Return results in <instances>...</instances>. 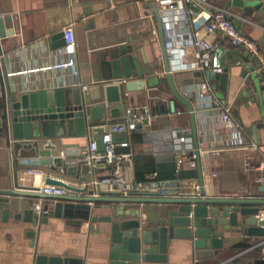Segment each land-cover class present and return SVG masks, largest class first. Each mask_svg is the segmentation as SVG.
I'll return each mask as SVG.
<instances>
[{
	"label": "crops",
	"instance_id": "0c3cea01",
	"mask_svg": "<svg viewBox=\"0 0 264 264\" xmlns=\"http://www.w3.org/2000/svg\"><path fill=\"white\" fill-rule=\"evenodd\" d=\"M262 2L264 5V0ZM153 3V0H0V14L11 16L13 28L12 34L0 39V59L4 60L7 71L44 66L65 57L63 45L53 47L50 39V36L63 29V26L73 27L76 45L73 66L26 71L13 75L6 73L9 83L13 88L23 91L33 88L61 87L78 82L93 83L103 72L99 60L106 49L118 47L120 43H123L132 47L143 68H150L156 76L150 79V85L146 89L130 94L131 103L128 106L138 107L146 104L154 114L152 121L143 122L139 126L142 137L151 128L176 129L189 126L191 129L188 108L181 102L175 101L167 81L161 79V75L158 74L163 69V61L158 58V55H161L162 43L154 15L156 5ZM221 3L225 4V1ZM86 8L89 10L85 11ZM230 9L234 13L233 21L237 26L245 34L257 40L264 51V11L252 10L247 13L235 6H231ZM200 20L201 17L198 16L194 19V23ZM153 30H155L154 33ZM230 47L236 46L229 45L222 39L218 40L213 48L214 56L219 60L221 52L225 49L229 50ZM192 58L193 50L185 48L183 60L189 64ZM224 60L226 64L222 65L226 66L228 71L226 83L222 87L219 80L209 79L206 73L196 75L193 73L194 70L190 69L175 73L173 78L181 92L185 89L191 90V93L186 96L191 98L197 117L200 164L206 193L234 195L249 193V191L259 192L256 187L259 184L264 186V178H257L260 169L255 168V163L264 161V127L258 125L260 115L257 109L262 99L259 95L255 96L256 100L251 95V97L248 96L246 89L248 78H245V74L252 71L255 76L263 80L264 74L258 71L256 59L251 55H248L246 60L237 59L230 51ZM200 81L209 83L212 91L199 95L194 88ZM213 96L229 105L231 115L238 122L235 130L232 131L224 126L216 115L215 108L211 105ZM171 98L179 109L177 113L169 112L168 102ZM112 105L104 107V116L110 120L119 121L124 109L120 110V114L113 116L110 115ZM120 107H122L121 103ZM242 118L244 124L241 123ZM100 122V120L92 122L88 129L73 135L51 138L52 143L56 145L55 149H44L41 145L34 158L28 156L31 152L29 145L23 146V142L13 137L9 129L0 127V187L8 188L9 174L12 171L17 175L21 174L28 169L24 165L34 164L40 168L47 166L41 162V159L46 156L62 154L64 164H78L89 140L98 135L93 125ZM143 142L144 140L142 141L143 153L140 155L132 153L131 142L130 161H123L120 165L113 166L114 168L107 165L95 167L94 171L98 175L108 174L114 169L113 181L104 192L122 195L125 194L124 190H127L129 194L134 185L137 187L143 181L136 179L135 170L146 161L154 159L157 162H175L174 150L159 151L156 156L144 149ZM84 166L86 168V165ZM180 167L193 170L187 160L182 161ZM196 171L195 165V175L181 177L187 179L182 182L186 191L193 192L195 185L198 184ZM213 172H216L214 176ZM144 174L146 178L147 172ZM65 176H67L66 180L72 184L81 185L76 175L65 171ZM29 177L28 182L38 186L48 183L44 181L43 172ZM259 193L264 196V191ZM33 199V197L25 196L12 198L8 220L12 224L8 226L0 224V264L4 252L25 251L30 241L44 248L53 246L58 251L80 254L87 264H105L112 218L123 219V217L131 218L140 215L141 220H154L166 209V205L162 203L102 201L92 209V213H95L97 218L83 220L80 227L76 228L67 224L63 229H41L30 220L34 215L31 212ZM260 211L264 216V207H261ZM15 214L18 216L15 217ZM228 236L226 242L228 247L220 248L217 254L199 261H196L187 239H169L166 264H229L232 258L245 250L233 248L236 242L246 241L250 246L257 240L256 237L245 236L237 231L230 232ZM230 248H232L230 256L225 258L221 256Z\"/></svg>",
	"mask_w": 264,
	"mask_h": 264
},
{
	"label": "water",
	"instance_id": "95a60500",
	"mask_svg": "<svg viewBox=\"0 0 264 264\" xmlns=\"http://www.w3.org/2000/svg\"><path fill=\"white\" fill-rule=\"evenodd\" d=\"M226 7L235 6L244 12L264 11L262 0H226ZM155 5V2L153 3ZM89 10L88 8L85 9ZM159 37L162 43V24L157 5L154 8ZM13 33L11 16L0 14V39ZM51 46L62 47L63 30L50 36ZM232 51L237 59H248V53L240 48L225 49L219 55L221 64H226L224 57ZM255 59V58H254ZM161 60L165 73L160 76L167 81L172 97L184 104L191 119L190 135L193 140L194 154H196V169L199 193L188 192L178 195H162L147 190H132L129 194H108L100 192L94 195L88 189L87 182L91 175L85 168V162L78 164H64L63 155L46 156L41 162L42 168L34 164L24 165L25 168L39 169L44 174L45 183L59 184L67 188L66 193H44L36 186L19 183L18 175L12 171L9 174V187H0V224L11 225L8 222L12 198L17 196L42 198L43 208L48 209L38 218L33 215L30 220L41 229H63L67 224L80 227L83 220L96 219L92 209L102 201L110 203H162L166 205L164 212L154 220L142 219L140 215L131 218L111 219L110 239L107 260L105 264H166L168 256V240L184 238L189 241L196 261L209 258L219 252L220 248L228 247L226 242L229 233L240 232L245 236L256 237L248 249L251 255L244 264H264V186L259 184V192L234 195H208L204 189V176L200 164L199 138L197 135V117L194 104L176 84L173 74L168 71L169 61L162 43ZM99 63L103 72L93 83L78 82L61 87H44L21 90L13 88L6 77L7 68L4 60L0 59V127L11 131L13 137L23 142V146H30L29 157L34 158L39 147L55 149L52 143L54 137L73 135L78 131L88 129L90 124L104 118L105 101L110 106V115L120 114V110L131 103L130 94L144 90L150 85V79L156 78L150 68H143L136 57V51L123 43L118 47H108L101 56ZM226 66L221 72H209V79H217L221 87L227 80ZM259 71V70H258ZM194 74L201 75V70H194ZM245 74L248 96L259 95L262 99L257 109L260 115L258 125L264 127V80L255 73ZM121 78L123 81L114 82ZM122 96V99H121ZM250 96V97H251ZM252 99V98H251ZM123 100V101H122ZM123 102L120 107V102ZM98 102V103H96ZM137 112L138 110H134ZM243 123V118L241 119ZM141 126L139 123L138 127ZM99 134L95 141L98 150L104 147L101 133L103 126L94 127ZM125 134L112 135V141L117 143L126 139ZM64 146V144H63ZM264 149V146H263ZM130 146H114L116 153L127 152ZM260 161L255 164L258 165ZM65 171L77 176L81 184L77 186L66 180ZM257 178H264V170H258ZM54 174L56 176H53ZM31 212L33 214L32 208ZM18 215L15 214V217ZM1 264H87L80 254L71 251H58L53 246L41 247L34 241L28 243L25 251H6Z\"/></svg>",
	"mask_w": 264,
	"mask_h": 264
},
{
	"label": "built area",
	"instance_id": "2783aa9c",
	"mask_svg": "<svg viewBox=\"0 0 264 264\" xmlns=\"http://www.w3.org/2000/svg\"><path fill=\"white\" fill-rule=\"evenodd\" d=\"M159 10L160 24H162V43L164 45L165 54L169 61L168 71L173 75L175 73L190 69L201 70L202 73L221 72L223 65L214 56L213 48L216 46L218 40L222 39L229 45L239 47L246 51L248 55L256 59L257 69L264 74V51L260 47L257 40L245 34L233 21L234 13L230 7H226V3L221 1L226 0H153ZM200 16L201 20L194 23V19ZM63 51L65 57L56 60L55 62L47 63L44 66H37L32 68H25L24 70L7 71V74L13 75L18 73H25L26 71L44 70V69H62L73 66L74 53L76 51L75 37L73 27L71 25L63 26ZM155 30H153L154 33ZM185 48L193 50L192 61L187 64L183 60ZM161 58V55H158ZM165 70L162 69L158 74L163 75ZM121 78L116 83L123 81ZM199 95L212 91V87L206 81H200L198 86L194 88ZM191 90L185 89L183 94H190ZM122 99V96H121ZM123 101V100H122ZM120 102L123 104V102ZM174 99L169 100L170 113H177L179 109L175 106ZM98 103V102H96ZM119 103V104H120ZM105 106L111 105L105 101ZM212 107L215 108L216 115L224 126L230 128L232 131L236 129L238 122L231 115L229 105L220 101L218 97L213 96ZM134 110H138L135 112ZM154 114L149 110L148 105L144 104L138 107H125L124 113L119 121H113L105 117L100 123L93 125V127L103 126L101 136L103 138L104 147L98 150L96 141L90 139L85 146L81 161L85 162L86 170L91 175L87 182L88 189L94 195H100L107 186L113 181L114 175L112 171L108 174L98 175L94 169L96 166H118L123 161H130L132 158L131 150L127 152L116 153L113 151L114 146H131V132L136 129L139 123L150 122L153 120ZM190 127L183 126L176 129L171 128H151L144 133L143 147L146 151L158 156L159 151L168 150L173 151L175 156V163L177 168L179 164L187 160L190 166L196 165V154H194L193 140L190 135ZM125 134L126 139L121 142H113L112 135ZM99 134V133H98ZM214 150V149H211ZM62 155V154H61ZM114 168V167H113ZM256 169L264 170V161L255 166ZM42 173L38 169L30 168L18 175L19 183H28L29 176L35 173ZM216 172H213L214 176ZM156 172L147 173L146 179L143 180L137 187L134 185L132 190H147L157 192L159 195H178L186 194L183 186V179L178 177L176 179H157ZM32 186H36L40 192L50 193H66L68 190L62 185L47 183L44 185H35L29 182ZM127 190H124L125 194ZM192 192V191H190ZM192 193H199L198 184ZM33 214L38 218L48 209L43 208L42 198H34L31 202ZM263 212L260 214L262 215Z\"/></svg>",
	"mask_w": 264,
	"mask_h": 264
},
{
	"label": "trees",
	"instance_id": "16d2710c",
	"mask_svg": "<svg viewBox=\"0 0 264 264\" xmlns=\"http://www.w3.org/2000/svg\"><path fill=\"white\" fill-rule=\"evenodd\" d=\"M131 142H132V153L136 155H140L143 153V148H142V131L140 127H137L134 129L131 134ZM145 172H156V178L157 179H176L178 177H183V176H188V175H195L194 173V167L193 170H190L186 167H180V164L177 168V165L174 161H159L157 162L154 159H151L150 161H146L142 163L140 168H136L135 174H136V179L138 181L144 180L145 178ZM233 248H241L245 249L242 251V253L236 255V257L232 258L229 262V264H244L246 258H248L251 255V251L249 248L248 242H236L232 246ZM229 251V252H228ZM232 248L228 249L226 252L222 253L221 256L228 257L231 255ZM213 264V263H212Z\"/></svg>",
	"mask_w": 264,
	"mask_h": 264
}]
</instances>
